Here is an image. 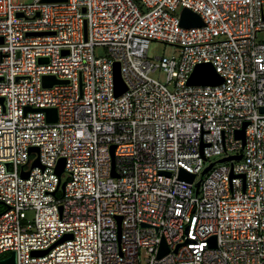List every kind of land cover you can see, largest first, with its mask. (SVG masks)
Instances as JSON below:
<instances>
[{
  "label": "built area",
  "instance_id": "1",
  "mask_svg": "<svg viewBox=\"0 0 264 264\" xmlns=\"http://www.w3.org/2000/svg\"><path fill=\"white\" fill-rule=\"evenodd\" d=\"M178 7L202 26L182 27ZM151 41L178 56L150 60ZM204 63L222 84L188 86ZM0 98V260L264 264V0H0Z\"/></svg>",
  "mask_w": 264,
  "mask_h": 264
},
{
  "label": "water",
  "instance_id": "2",
  "mask_svg": "<svg viewBox=\"0 0 264 264\" xmlns=\"http://www.w3.org/2000/svg\"><path fill=\"white\" fill-rule=\"evenodd\" d=\"M66 2V0H42V3H62ZM82 12H85V9H82ZM38 15V14H37ZM21 16V14H17V17ZM180 25L184 28H191V27H201L202 26V21L199 16H197L195 13L192 11L184 8L181 11L180 15ZM84 34L86 35V25L84 24ZM28 35H41V34H28ZM67 52H63L65 55ZM38 63L43 64L47 63L46 58H40L38 60ZM112 75H113V88H114V95L115 97H119L123 95L127 91V86L124 83L122 77H121V72H120V65L119 63H114L112 67ZM223 79L220 77L219 74L215 71L213 66L211 64H198L194 67L193 71L191 72L187 85L188 86H198V87H213V86H218L222 84ZM68 81H62V80H57L54 76H43L42 78V86L44 88H50L53 85L56 84H67ZM4 99L0 98V104L3 106ZM4 110V109H3ZM42 112L45 114L46 121L48 123H55L57 121V111L55 108H45V109H31L27 107L25 109V112ZM262 113L264 112V108L260 110ZM246 124H244V127ZM243 127V128H244ZM236 138L240 139L242 142L244 140V131L243 129L239 132L236 133ZM113 151V148L111 149ZM30 153H38V149L36 147H32L29 150ZM241 159V156H233V157H228L224 159L218 160V163H223L226 161H239ZM65 162L63 159H60L55 167V173L59 178L58 182V188L57 190L62 194L64 190V184H65V177L68 175L64 169ZM214 165V163L210 164L207 168L204 169L202 172V175L206 174L210 168ZM33 167H40L38 158L34 159L31 163V168ZM42 169V168H41ZM114 175V174H112ZM23 178L28 177V172H23L21 174ZM179 179L185 180L187 182L192 183L194 180V176L191 174H188L184 171H181L179 174ZM199 186V183H197V187ZM212 246L215 247V239L212 238ZM178 248V247H177ZM176 248V249H177ZM46 251L43 252H34V255H45ZM168 253V249L164 243L161 244L158 255L157 257H163ZM0 264H15V254L11 253V255L4 259L0 260Z\"/></svg>",
  "mask_w": 264,
  "mask_h": 264
},
{
  "label": "rangeland",
  "instance_id": "3",
  "mask_svg": "<svg viewBox=\"0 0 264 264\" xmlns=\"http://www.w3.org/2000/svg\"><path fill=\"white\" fill-rule=\"evenodd\" d=\"M18 0H13V2H17ZM20 2L24 4H31L34 2V0H19ZM138 5H140V2H138ZM144 12V10H142ZM182 11L181 7H178L173 14L179 15ZM175 54H179V50L176 47L170 46L165 43L151 41L148 45V58L150 60H153L155 57H161V56H178ZM95 56L98 58H105L108 56V50L105 47H98L95 49ZM150 76L152 78L159 79L160 81H163L162 75H160L158 72L151 73ZM171 90V87H169ZM4 210V207L0 205V212ZM142 260L145 258L144 252H141Z\"/></svg>",
  "mask_w": 264,
  "mask_h": 264
}]
</instances>
